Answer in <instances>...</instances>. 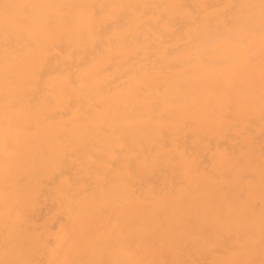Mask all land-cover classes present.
I'll return each mask as SVG.
<instances>
[{"label":"rangeland","instance_id":"1","mask_svg":"<svg viewBox=\"0 0 264 264\" xmlns=\"http://www.w3.org/2000/svg\"><path fill=\"white\" fill-rule=\"evenodd\" d=\"M33 4L22 6L21 0H0V87L11 93L0 91V104L3 100L10 103L9 108H0V241L8 246L10 264L18 261V253L30 259L28 255L36 251L50 258L56 241L62 253L73 244L76 252L89 251L100 242L102 223L112 220L111 224L118 221L123 226L134 189L131 168L146 170L156 168L158 163L165 167L149 175L150 183L142 181L135 188L140 192L150 190L155 195L154 207L164 206L165 200L174 198L166 194L176 191L193 200H207L206 185L212 181L206 168L208 164L213 168L222 165L219 147L210 145L207 136H224L234 130L230 129L234 125L231 118H226L217 129L208 127L210 105L206 111H198L197 89L185 85L192 81L186 62L193 60L187 56L203 50L199 34L209 20L214 27L228 30L215 33L216 41L206 45L208 56H223L226 46L241 59L251 48L254 53H264V1L248 4L246 10L243 0H72L69 9L76 13L104 17L102 25L89 33L92 43L87 48L67 47L59 40L52 44L57 32L29 28L36 20ZM20 10L26 24L6 28L5 12L20 17ZM235 10L238 12L233 21L228 16ZM242 14L256 29L247 32ZM132 17L134 24L130 23ZM201 17L206 19L200 22ZM47 21L53 20L47 18L43 24ZM66 28L68 35H76L69 26ZM203 36L208 38L205 33ZM84 50L86 59L93 62L78 63L75 57ZM166 69L171 72L170 78L159 79ZM263 69L264 63L259 70ZM137 70L146 78L144 83L136 81L140 79L135 77ZM259 70L229 72L228 90L238 82H249ZM56 75H61L63 86L42 93L39 83L49 82ZM106 81L116 93L104 89L99 95H87L90 83ZM145 84L151 85L148 91L143 88ZM19 87L25 89V95H17ZM205 93L216 101L225 99V91L218 85L214 90L207 86ZM111 94L125 99L129 110L123 109L119 120L102 122L101 117L111 106L105 97ZM248 106L240 108V118L249 113ZM138 121L157 130L150 144H145L147 139L136 144L132 132ZM201 131L205 137L198 135ZM234 141L238 142L239 153H249L245 166L256 168L264 181V154H260L264 147L259 145L252 153L255 151L244 135L237 134ZM236 152L227 160L235 167L220 184L244 180L239 175L244 167L234 156ZM201 181L204 183L195 185ZM40 189H44L47 202L37 207ZM248 190L246 200L238 192L229 197L247 202L255 195L262 196L264 185L253 183ZM5 198L9 199L3 201ZM5 203H16L19 208L5 211L1 206ZM230 208L222 203L211 211L214 216L221 212L224 218L231 213ZM171 217V212L165 214V218ZM225 225L230 228L234 223L226 219ZM244 239L234 240L228 252L213 254L202 264H264V208L252 225V233ZM248 243H253V248L247 249ZM70 264L82 263L76 259Z\"/></svg>","mask_w":264,"mask_h":264},{"label":"bare ground","instance_id":"2","mask_svg":"<svg viewBox=\"0 0 264 264\" xmlns=\"http://www.w3.org/2000/svg\"><path fill=\"white\" fill-rule=\"evenodd\" d=\"M245 1L246 10H248V4L264 0H243V2ZM26 3H34L33 5L36 7L33 14L36 20L30 22L28 27L37 30L50 28L57 32V36L55 35L51 38L52 44H58L59 40L66 46L80 45L87 48L92 43L89 33L96 31L97 25H102L104 21V17H98L96 14H78L73 9H69L72 0H21L22 6ZM42 5H46V8L44 9ZM20 12L21 16H17L18 18L9 15L8 11L5 12L4 22L6 28L26 24L22 10ZM237 12L238 10L229 13L228 18L234 21ZM47 18L53 21L51 23L47 21V25H44L43 22ZM204 19L206 18H198L200 22H203ZM242 19L247 32L256 29L249 26L250 22H248L247 16L242 14ZM130 23L134 24L133 17ZM66 26H69L70 30H74L76 35H68L65 30L67 29ZM225 30H228V28L219 25L214 27V23L209 20V24L199 34L203 40V50L197 55L187 56L188 59L193 61L188 60L186 62L192 81L185 83V85L188 89H197L195 92L198 97L197 110L206 111L208 104L210 105L208 127L217 129L220 121L226 118H231L235 126L231 125L230 129L234 130L225 133L224 136H207L210 145L219 147L222 158H220L222 160L220 168H213L209 164L206 168L205 173L209 175V180L212 181L206 185L205 194L207 200H193L181 191H176L174 194H166L167 196H174V198L165 200L164 206L154 207L155 195L150 190L140 192L135 191V188L142 181L150 183V180H148L149 175L156 171L162 172L165 167L162 163H158L159 165L156 168L153 167L146 170L140 166L131 168L133 175L131 184L134 189L130 194L129 210L124 212V218H128V220L123 226L118 221L111 224L112 220L102 223L99 229V232H102L100 242L94 244L89 251L81 250L76 252L73 244L67 252L62 253L60 251V243L56 241L50 258H46L42 252L36 251L28 255L32 256L30 259L24 257L25 254L18 253L16 254L18 261L16 260V263L13 264H41L42 262L55 264L56 261H58L56 264H70L76 259L82 264H202L207 262L208 257L213 254L228 252L230 248L234 247V240H245L244 238L252 233L253 223L263 212L264 194L262 196L255 195L247 202H243V200L248 198V188L251 184L260 183L263 186L264 181L256 168L248 169L245 166L249 153L247 151L239 153L238 142L234 140L237 134L244 135L249 141L250 149L255 151L252 153L257 152L259 145L264 147V69L262 71L259 70L262 63H264V53L261 51L254 53V48H251L248 52L243 53L245 58L241 59L231 51L229 52L226 46L223 56L221 54L208 56L206 54V45H211L216 41L215 33ZM204 33L208 35V38H204ZM86 50L75 57L79 59L78 63H84V61L86 63L89 60V58L86 59L84 54ZM252 54L255 55L254 58H252ZM99 56L102 55L99 54ZM89 62H93V59L89 60ZM152 64L156 65L155 62L148 63V65ZM257 70L259 71L249 79V82L245 80L242 83L238 82L232 89L228 90L230 87H227L226 84L229 72L236 71L238 74H246L248 71ZM113 71L114 73L118 72L116 69ZM170 76L171 72L166 69L165 74L158 78L164 79L170 78ZM135 77L140 78L136 80L139 83H144L146 79L139 70L136 71ZM222 77H224L223 80L221 79ZM61 81V75H56L49 82L42 81L39 83V88H41L42 93L46 94L50 90L61 88L63 86ZM217 85L225 91V99L216 101L205 93L207 86L214 90ZM150 87L151 85L149 84L143 86L146 91ZM86 89H88L87 95H99L104 89L116 93L115 87L108 81L97 85L90 83V86ZM0 91H6L11 94L10 90H4L1 87ZM227 92H236L237 94L231 96ZM25 94V89L19 87L17 95ZM151 95H146L145 97L155 103L156 100ZM2 96L5 97L7 95L2 94ZM248 97H252V99L248 100ZM169 99L170 96L166 94L165 100L169 102ZM105 100L109 101L111 106L101 117L102 122L111 118H113L111 121L119 120L122 117L121 111L123 109L129 110V103L125 99L119 98L117 94H111L105 97ZM246 104H249L247 110L249 113L240 118L238 114L240 108ZM9 107L10 103L8 100H3L2 104H0V108L3 110ZM168 108H171V105L168 104ZM253 122L259 123L252 124ZM156 132L157 130L149 123L138 121L135 124L132 135L136 144H140L141 139H147L145 144H150L154 141V136H157ZM83 133L81 132V136H83ZM198 135L202 138L206 136V133L201 131ZM234 152H236L234 156L238 158V162L244 167V170H241L239 175L245 178L237 184L229 180H225L223 184H220L223 178L230 176L235 167L233 162L227 163V160L232 157L230 155L234 154ZM200 183L204 182H197L195 185L198 186ZM233 192L242 193L244 199L235 201L232 198L230 199L229 194ZM43 194L44 189L38 190L37 207L47 202L44 200ZM46 195L48 196L49 194L47 193ZM8 199L5 198L3 201ZM222 203H228L231 207V213L229 211L224 218L221 216V212L214 216L211 210ZM15 204L5 203L1 206H3L5 211L18 209L19 207ZM54 208L56 210L55 206H53ZM167 212H171V219L165 218ZM142 216H144L143 219ZM226 219L230 222L233 221L234 226L230 228L226 226ZM240 221H243V224L240 225ZM72 227L75 231L78 230L77 225L75 228V224H72ZM125 232L127 234H125L124 238L122 233ZM185 233H188V235H185ZM245 247L247 249L253 248V243H248ZM7 248L8 246L5 242L0 241V261L3 264H10L9 258L11 255L6 252ZM105 249L107 250L106 254ZM110 249L111 251L108 253ZM225 264H231V262L227 261Z\"/></svg>","mask_w":264,"mask_h":264}]
</instances>
